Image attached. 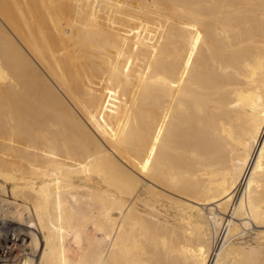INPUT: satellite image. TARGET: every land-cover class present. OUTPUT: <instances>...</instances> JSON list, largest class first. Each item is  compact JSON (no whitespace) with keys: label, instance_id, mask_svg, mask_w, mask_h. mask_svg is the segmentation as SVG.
<instances>
[{"label":"bare ground","instance_id":"obj_1","mask_svg":"<svg viewBox=\"0 0 264 264\" xmlns=\"http://www.w3.org/2000/svg\"><path fill=\"white\" fill-rule=\"evenodd\" d=\"M0 264H264V0H0Z\"/></svg>","mask_w":264,"mask_h":264},{"label":"rangeland","instance_id":"obj_2","mask_svg":"<svg viewBox=\"0 0 264 264\" xmlns=\"http://www.w3.org/2000/svg\"><path fill=\"white\" fill-rule=\"evenodd\" d=\"M27 239H28V241H30V238H29V237H28ZM20 243H21V242H20ZM27 250H28V252H30V253L33 252V249H32L31 247H29ZM31 251H32V252H31Z\"/></svg>","mask_w":264,"mask_h":264}]
</instances>
